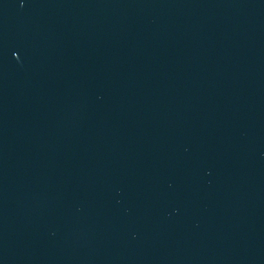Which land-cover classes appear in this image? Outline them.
<instances>
[{"label": "water", "instance_id": "obj_1", "mask_svg": "<svg viewBox=\"0 0 264 264\" xmlns=\"http://www.w3.org/2000/svg\"><path fill=\"white\" fill-rule=\"evenodd\" d=\"M0 264H264V0H0Z\"/></svg>", "mask_w": 264, "mask_h": 264}]
</instances>
